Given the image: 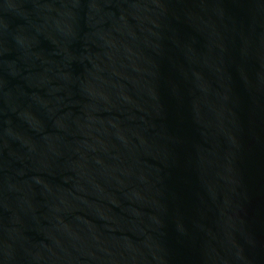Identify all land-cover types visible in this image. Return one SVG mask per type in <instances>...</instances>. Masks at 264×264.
<instances>
[{
    "label": "water",
    "instance_id": "water-1",
    "mask_svg": "<svg viewBox=\"0 0 264 264\" xmlns=\"http://www.w3.org/2000/svg\"><path fill=\"white\" fill-rule=\"evenodd\" d=\"M0 264H264V0H0Z\"/></svg>",
    "mask_w": 264,
    "mask_h": 264
}]
</instances>
